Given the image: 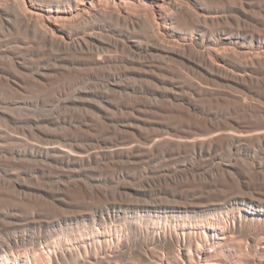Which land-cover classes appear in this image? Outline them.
<instances>
[{"label":"rangeland","instance_id":"1","mask_svg":"<svg viewBox=\"0 0 264 264\" xmlns=\"http://www.w3.org/2000/svg\"><path fill=\"white\" fill-rule=\"evenodd\" d=\"M206 3L210 4L206 0L197 3L198 7L202 6L201 10L205 13L212 10L206 6L209 5ZM132 5H129L130 12H137L141 7L136 0L132 2ZM246 9H248L247 12ZM246 9L230 10L227 12L230 15L227 24L221 20H212L213 22L209 20L206 22V28L205 23L198 24L199 22L196 21H188V24L182 22V27L179 22L169 23L167 26L160 24L157 30L160 34L163 33L161 40L164 38L165 42L169 43L168 45L167 42L162 41L167 47L165 51L147 48L148 41L143 35L145 27L133 33L127 31L126 26L121 23L100 19L98 21L100 26L97 25L96 29L100 33L98 37L102 42L101 48L104 47L100 55L106 54L105 56L111 59L101 66L84 61L74 54L62 57L57 50L38 45L29 52L15 48L7 52L0 50V69L2 68L3 76H0V131L1 133L3 131V140L0 138V250L13 246L16 254L22 255L26 247L32 246L41 249L55 247L61 250L79 247L84 253L79 260L95 261L96 264H145L151 257L156 259L157 264L159 262V264H199L203 262V253L209 251L217 252V257L223 259L222 264H264V219H252V213H250V211H257L259 207L256 205L249 207L250 205L246 206L239 201L237 205H240L241 209L237 207L234 213L223 208L224 203L231 202L237 194L246 198L256 197L257 200H260L258 198L264 200V139L260 142L246 141L247 143L218 140L215 141L216 144L208 146L210 149L206 146L202 151L200 147L197 148L190 142L189 144L181 142L180 145L176 141H171L172 143L157 141L160 135L168 136L169 132V136L206 134L210 128L211 130L218 129V126L225 128L230 122H236V126H254V128L264 125V72H262L264 68L258 65L247 70L239 69L240 61H249L257 54L261 56L264 54V39H255L253 43H248L251 39L248 38L242 45L243 48H240L241 45L236 46V52L234 48L224 50L216 42L219 35L223 36L224 27L234 28V32L245 29L243 33L247 32L248 35L251 32L257 34L260 26L259 31H264V11L250 5H246ZM254 11L256 15L253 14ZM232 12L233 14H230ZM154 15L150 10V18L158 21L159 17H156L157 14ZM250 17L253 19L251 20ZM237 22L241 23L240 28L243 30L238 29ZM189 23L192 24L189 25ZM228 23H231V28ZM209 25L212 28H209ZM122 30L128 35H134L136 39H141L142 49L128 45L123 47V44L114 45L111 42L112 38V41L126 39L127 36ZM11 36H14V40H18L26 34L18 30L12 31ZM166 37H169L168 40ZM170 42L174 46H171ZM13 43L8 45L15 47L16 43L15 45ZM0 44H6V42L3 40ZM188 44L194 47L195 51L210 47L209 50L212 51L209 58L214 64L222 65L220 70L215 67L216 70H213V67H207L197 60L195 62L186 48ZM230 45L233 44L230 43ZM6 46L2 45L4 48ZM172 48L185 49L187 56L185 54V57L183 54L181 56L179 50L172 52ZM253 49L256 50L253 51ZM114 53L120 55L118 54L117 57ZM242 53L243 57L245 55L246 57H241ZM6 54L14 58L17 55V59L19 57L24 62L25 66L20 67L19 75L13 74L14 68ZM262 57L264 59V55ZM127 65L129 67H125ZM141 67L143 70L140 69ZM181 68L184 70L181 71ZM240 72L245 73L246 77L241 78ZM179 76L185 77L183 79ZM232 76H235V80ZM13 78H19L23 86L12 82ZM181 80H183L182 83L185 81L187 84L185 82L181 84L179 82ZM255 81H258V84ZM240 88L244 90L237 92ZM211 89L212 91L215 89L217 93H213ZM241 93L245 99L241 97ZM223 97L227 99L229 97L231 101L224 100ZM235 99L240 101L239 104L243 108L240 105L237 106V100L232 105ZM224 106L230 107L226 110ZM249 110L250 114H248ZM244 111L246 114L243 113ZM231 112L233 114L235 112L234 117ZM242 115L247 116L246 120L245 116L242 118ZM230 116L235 119L233 120ZM239 117L242 119L240 120ZM207 118L212 121L207 120V122L205 120ZM259 118L263 123L257 121L255 124V120ZM202 122L204 124H201ZM222 122H226L227 125ZM213 124L218 126L215 127ZM205 127L207 129H204ZM10 137H16L17 140L16 138L12 140ZM149 138H157V140ZM12 141L18 147L12 144ZM37 141L40 144L46 141L54 142L59 146L61 144L62 147L71 145V147H78L81 144V148L87 146L88 148L85 149H94L100 153L91 160L74 165L66 163L67 161H63L60 156L55 158L44 155L32 156L27 150L30 149L31 144H38ZM145 141L152 143L144 146L142 144ZM8 142H11L13 146ZM132 142H135L134 144L138 147L133 146ZM167 142L170 145H167ZM122 143L132 145V153L131 151L123 152L124 154L103 152V148L107 150L111 145ZM95 146L102 150L100 148L96 150ZM168 146L172 148L171 151ZM161 147L164 149L161 150ZM138 152H143L144 155ZM37 157H40L39 160ZM221 202L222 205L219 204ZM208 226L215 228L211 229ZM221 232H225L227 238L219 243L218 238ZM244 233L245 236H243ZM140 247L142 250L139 249ZM172 248H174L173 251ZM141 251L145 254H141ZM151 252L156 253L153 255ZM163 252L165 255H162ZM120 254L122 259L118 258ZM109 256L113 260L110 261ZM41 261L44 264H55L56 255L43 253Z\"/></svg>","mask_w":264,"mask_h":264},{"label":"bare ground","instance_id":"2","mask_svg":"<svg viewBox=\"0 0 264 264\" xmlns=\"http://www.w3.org/2000/svg\"><path fill=\"white\" fill-rule=\"evenodd\" d=\"M140 5V9L137 11V12H130L129 10V5L133 6L132 5V2H135V0H0V41L2 42L3 40L6 42V44H2L4 45H7L6 48L2 47V45L0 44V50L2 51H8L9 49H12V48H15V49H20V50H27L28 52L34 48L35 45H38V46H42V47H48L50 49H53L54 51L57 50V52H59L58 54H60L62 57H66L67 54H74L76 56H78L79 58H82L84 59V61H90L92 62L93 64L95 65H100L101 64H104L106 62H109L111 59L104 56H101V49L103 50V48H101L102 46V42L101 40L99 39L98 35L100 33H98L99 31H97V25L98 24V21L100 19H104V20H109V21H114V22H117L118 24L121 23L123 25L126 26L127 28V31L129 32H136L138 31L139 28L142 29V27H145V32H144V38L147 39L148 43H147V48H150V49H159V50H164L167 48L166 45L163 44V40L164 38L161 40V33L160 34V31L157 30V26H160V24L162 26H167V24L169 23H181L183 22L184 24L187 22L188 24V21H196V22H199L198 24H202L201 22H203L204 26L206 25V22L209 21V20H221L226 22L225 24H227V22L229 21L230 19V15L227 13L228 11H232L236 8H240V9H243L245 10L246 9V5H250V6H256L257 8H260L261 11H264V0H206V1H209V3H206V4H209V5H206V6H209L210 9H212L211 11L209 12H204L202 11V6L201 8L198 7L197 3H201L199 2V0H147V1H143V0H136ZM137 4V3H136ZM201 5V4H200ZM130 6V7H131ZM137 7V6H136ZM139 7V6H138ZM205 7V6H204ZM130 9H133V8H130ZM138 9V8H137ZM151 10L152 13H154L156 17H159V20L157 21L156 20H153L150 18L149 16V11ZM207 9V8H206ZM214 9V10H213ZM249 9V8H248ZM246 9L245 11L247 12ZM136 10V9H135ZM252 10V9H251ZM249 10V11H251ZM255 10V9H254ZM258 10V9H257ZM244 11V12H245ZM240 13V12H239ZM250 13V12H249ZM255 13V11L253 12V14ZM230 14H233L230 13ZM251 14V13H250ZM260 14V13H259ZM236 14H234L235 16ZM256 15V14H254ZM263 15V13H262ZM242 17V16H241ZM240 17V18H241ZM244 17V16H243ZM242 17V18H243ZM248 17V15H247ZM236 18V17H235ZM249 18V17H248ZM246 18V19H248ZM251 18V17H250ZM245 19V18H244ZM253 18H251L252 20ZM257 19V18H256ZM255 19V20H256ZM242 20V19H241ZM249 20V19H248ZM262 20V19H261ZM264 20V18H263ZM212 21V22H213ZM231 21V20H230ZM237 21V20H236ZM240 21V20H239ZM105 22V21H104ZM243 22V21H242ZM245 22V21H244ZM247 22V21H246ZM251 22V21H250ZM257 22V21H256ZM262 22V21H261ZM109 23V22H108ZM238 23V24H237ZM235 23V25L237 24L238 25V29H242L240 28L241 27V23L237 22ZM255 23V22H254ZM259 23V22H258ZM263 23V22H262ZM112 24V23H111ZM110 24V25H111ZM192 23H189V25H191ZM210 24V23H209ZM213 24V23H212ZM216 24V23H214ZM213 24V25H214ZM223 23V26L225 25ZM230 24V28H231V23H228ZM247 24V23H246ZM250 24V23H249ZM253 24V23H252ZM260 24V23H259ZM107 25V24H106ZM194 25V24H193ZM196 25V23H195ZM219 25V23H218ZM217 25V26H218ZM233 25V24H232ZM236 25V26H237ZM264 25V24H263ZM100 26V25H99ZM121 26V25H120ZM185 26V25H184ZM188 26V25H186ZM185 26V27H186ZM200 26V25H199ZM207 26V25H206ZM205 26V28H206ZM216 26V25H215ZM221 26V25H220ZM236 26H233L236 28ZM248 26V25H246ZM251 26V25H250ZM102 27H104L102 25ZM182 27V25H181ZM180 27V28H181ZM190 27V26H189ZM192 27V26H191ZM196 27V26H195ZM194 27V28H195ZM202 27V26H201ZM222 27V26H221ZM113 28V27H112ZM120 28V27H119ZM122 28V27H121ZM125 28V29H126ZM159 28V27H158ZM184 28V27H183ZM193 28V27H192ZM209 28H212L210 27L209 25ZM246 28V27H245ZM249 28V26H248ZM251 28V27H250ZM258 28V27H256ZM261 28V26H260ZM260 28H258V31H257V34H254L251 32L249 35L248 33L241 31V30H238L237 32H234V28H231L229 29L228 27H224L223 28V31H222V35L223 36H220L218 37L217 39V45H221L223 47L224 50H226L225 48H234L233 50L235 51L236 49V46L238 45H241L240 48L242 47L243 48V44L248 40V38H251L250 41L248 43H253V41L255 39H258V40H262L264 39V31L261 32L259 31ZM102 29V28H101ZM140 29V30H141ZM160 29V28H159ZM163 29V28H162ZM237 29V28H236ZM255 29V28H253ZM18 30H22L26 36H22L20 39L18 40H14V36H11L12 34V31H18ZM111 30V29H110ZM144 30V29H143ZM180 30V29H179ZM247 30V28H246ZM256 30V29H255ZM263 30V29H262ZM117 31V30H116ZM123 31V30H122ZM201 31V30H200ZM248 31V30H247ZM101 32V31H100ZM111 32V31H110ZM118 32H120L118 30ZM117 32V33H118ZM124 32V31H123ZM162 32V31H161ZM177 32V31H176ZM106 33V32H105ZM115 33V32H114ZM121 33V32H120ZM125 33V32H124ZM128 33V32H127ZM141 33V32H140ZM166 33V32H165ZM175 33V32H174ZM182 33V32H181ZM184 33V32H183ZM202 33V32H201ZM123 34V33H122ZM126 34V33H125ZM168 34V32H167ZM14 35V34H13ZM104 35V33H103ZM114 35V34H113ZM142 35V34H141ZM169 35V34H168ZM173 35V34H172ZM183 35V34H182ZM189 35V34H188ZM204 35V34H203ZM259 35V36H258ZM119 36V35H118ZM126 39L124 40H111V42L118 46V45H122L123 44V47L124 45H128L130 47H135V48H138L141 46V39H136L134 35H128L126 34ZM170 36V35H169ZM194 36V35H193ZM120 37V36H119ZM179 37V36H178ZM204 37V36H203ZM208 37V36H207ZM13 38V39H12ZM17 38V37H16ZM101 38V37H100ZM167 40L169 37H166ZM192 38V37H191ZM122 39V38H121ZM145 39V41H146ZM182 39V38H181ZM213 39V38H212ZM174 40V39H173ZM176 40V39H175ZM105 41V40H103ZM107 41V40H106ZM105 41V42H106ZM179 41V40H178ZM178 41H176L178 43ZM193 41V40H192ZM204 41V40H203ZM213 41V40H212ZM0 42V43H1ZM16 43L15 47L14 46H10L8 45L9 43ZM143 42V41H142ZM165 42V40H164ZM167 42V41H166ZM165 42V43H166ZM187 42V41H186ZM194 42V41H193ZM202 42V41H201ZM240 42H243L242 44H239ZM106 43H109V42H106ZM168 43V42H167ZM172 42H170V45L171 46H174L173 44H171ZM182 43V42H181ZM195 43V42H194ZM197 43H199L197 41ZM206 43H207V40H206ZM215 43V42H214ZM233 44V45H230ZM260 43V42H259ZM185 44V43H184ZM190 44V43H189ZM186 45L185 47L187 48V50H189L190 52V55H191V58L197 61H200L202 63H204L205 65L210 66L211 68L213 67V70L215 68H220L221 66L220 65H216L214 64V62L209 58V54L211 53V51L209 49H203V50H198V51H195L193 50L194 47H191ZM192 44V43H191ZM203 44V43H202ZM201 44V45H202ZM213 44V43H212ZM145 45V43H144ZM169 45V43H168ZM197 45V44H195ZM180 46V45H178ZM193 46V44H192ZM231 46V47H229ZM257 46V44H256ZM145 47V46H143ZM184 47V48H185ZM200 47V46H199ZM203 47V46H202ZM208 47V46H207ZM206 47V48H207ZM218 47V46H217ZM221 47V48H222ZM260 47V46H259ZM258 47V48H259ZM107 48V47H106ZM119 48V47H118ZM141 48V47H140ZM176 48V47H175ZM175 48H172V52H175V51H178L181 53V56L183 54V56L185 57V49H175ZM211 48H215V47H211ZM257 48V49H258ZM263 48V47H262ZM134 49V48H133ZM142 49V48H141ZM170 49V48H169ZM195 49V48H194ZM252 49V48H251ZM117 50V49H116ZM168 50V49H167ZM196 50H197V47H196ZM228 50V49H227ZM256 49H253V51H255ZM49 51V50H48ZM135 51V50H134ZM216 51V50H215ZM250 51V50H249ZM258 51V50H257ZM35 52V51H34ZM41 52V51H40ZM100 52V53H99ZM107 52V51H106ZM109 52V51H108ZM214 52V51H213ZM236 52V51H235ZM234 52V54H235ZM241 52V51H240ZM246 50L244 51V54H245ZM248 52V51H247ZM263 52V51H262ZM13 53V52H12ZM15 53V52H14ZM56 53V52H55ZM102 53V54H103ZM110 53V52H109ZM108 53V54H109ZM152 53H156V52H153ZM162 53V52H160ZM218 53V51L216 52ZM239 53V52H238ZM256 52H254L255 54ZM264 53V52H263ZM262 53V54H263ZM119 54V53H118ZM118 54L114 53V56H117ZM128 54V53H127ZM135 54V53H134ZM141 54V52H140ZM144 54V53H143ZM150 54V53H149ZM166 54V53H165ZM185 54V55H184ZM250 54V53H249ZM248 54V55H249ZM252 54V53H251ZM261 54V53H259ZM8 55V54H6ZM26 55V54H25ZM34 55V54H33ZM111 55V54H110ZM109 55V56H110ZM120 55V54H119ZM118 55V56H119ZM124 57L125 55L122 54ZM155 55V54H154ZM162 55V54H161ZM160 55V56H161ZM218 55V54H217ZM264 55V54H263ZM262 55V56H263ZM15 56V55H14ZM17 56V55H16ZM15 56V58L12 56V55H8L7 57L9 58L13 68H14V73L13 74H18L19 71H20V67L22 66H25L20 59L18 57ZM24 56V55H23ZM56 56V55H55ZM117 56V57H118ZM122 56V58H124ZM142 56V55H141ZM152 56V55H151ZM166 56V55H164ZM168 56L170 57V55L168 54ZM187 56V55H186ZM239 56V54H238ZM261 55H256L254 58L250 59L249 61H240V66L241 70H247L248 68L250 69V67H257L258 65L260 66H263L264 68V59ZM34 57V56H33ZM36 57V56H35ZM34 57V58H35ZM41 57V55H40ZM51 57V56H50ZM111 57V56H110ZM132 57H133V54H132ZM131 57V58H132ZM189 57V55H188ZM216 57V56H215ZM221 57V56H220ZM227 57V56H226ZM243 57V53H242V56ZM246 57V55L244 56ZM243 57V58H244ZM248 57V56H247ZM253 57V56H251ZM250 57V58H251ZM5 58V57H4ZM31 58V57H29ZM28 58V59H29ZM39 58V57H38ZM43 58V57H41ZM47 58V57H46ZM73 58V57H72ZM116 58V57H115ZM128 58H130L128 56ZM130 58V59H131ZM135 58V57H133ZM155 58V57H154ZM162 58V57H161ZM175 58V57H174ZM249 58V57H248ZM63 59V58H62ZM74 59V58H73ZM76 59V57H75ZM113 59V57H112ZM118 59V58H117ZM143 59V58H142ZM146 59V58H145ZM168 59V58H167ZM170 59V58H169ZM177 59V58H176ZM190 59V57H189ZM43 60V59H42ZM57 60V59H56ZM80 60V59H79ZM162 60V59H161ZM180 60V59H179ZM184 60V59H183ZM225 60V59H224ZM1 61V60H0ZM40 61V60H39ZM51 61V60H50ZM75 61V60H74ZM135 61V60H134ZM137 61V59H136ZM167 61V60H166ZM174 61V60H173ZM176 61V60H175ZM181 61V60H180ZM185 61V60H184ZM215 61V60H214ZM227 61V59H226ZM121 62V61H120ZM142 62V61H141ZM168 62V61H167ZM196 62V61H195ZM228 62V61H227ZM2 63V62H1ZM41 63V62H40ZM81 63V62H80ZM117 63V62H116ZM135 63V62H134ZM169 63V62H168ZM180 63V62H179ZM187 63V62H186ZM226 63V62H225ZM233 63H236V62H233ZM10 64V63H9ZM56 64V63H54ZM86 64V63H85ZM111 65V63H109ZM123 64V63H122ZM126 64V63H124ZM133 64V63H132ZM182 64V62H181ZM184 64V63H183ZM68 65V64H67ZM107 65V64H106ZM135 65V64H134ZM143 65V64H142ZM173 65V64H172ZM187 65V64H186ZM185 65V66H186ZM189 65V64H188ZM187 65V66H188ZM235 65V64H234ZM27 66V64H26ZM60 66V65H59ZM105 66V65H104ZM112 66V65H111ZM152 66V65H151ZM167 66V65H166ZM178 66V65H176ZM180 66V65H179ZM183 66V65H182ZM181 66V67H182ZM228 66V65H227ZM47 67V66H46ZM96 67V66H95ZM125 67H129L128 65L125 66ZM133 67V66H132ZM165 67V66H164ZM191 67H194V66H191ZM215 67V68H214ZM5 68V67H4ZM93 68V67H91ZM145 68V67H144ZM195 68V67H194ZM203 68V67H202ZM223 68V67H222ZM235 68V67H234ZM2 69V68H1ZM1 69H0V76H2L1 74ZM101 69V68H100ZM140 69L143 70V67H141ZM155 69V68H154ZM182 69V68H181ZM180 69V70H181ZM145 70H147L145 68ZM144 70V71H145ZM184 69H182L181 71H183ZM216 70V69H215ZM220 70V69H219ZM258 70V69H256ZM8 71V70H7ZM12 71V70H11ZM149 71V69H148ZM200 72V69L198 70ZM208 71V70H207ZM224 71V70H222ZM237 71V70H236ZM4 72V71H3ZM146 72V71H145ZM179 72V71H177ZM216 72V71H215ZM219 72V71H217ZM226 72V71H225ZM233 72V71H232ZM258 72V71H257ZM264 72V71H262ZM155 73V72H154ZM183 73V72H182ZM185 73V72H184ZM187 73V72H186ZM185 73V74H186ZM222 73V72H221ZM227 73V72H226ZM230 73V72H229ZM234 73V72H233ZM239 73V72H238ZM260 73V72H259ZM258 73V74H259ZM4 74V73H3ZM23 74V72H22ZM111 74V73H109ZM188 74V73H187ZM210 74V73H209ZM219 73H217L218 75ZM248 74V73H247ZM252 74V72H251ZM249 73V75H251ZM19 75V74H18ZM181 75V74H180ZM184 75V74H183ZM204 75V73H203ZM225 75V74H224ZM233 75V74H232ZM7 76V75H6ZM21 76V75H20ZM187 76V75H186ZM202 76V75H201ZM208 76V75H207ZM214 76V75H213ZM220 76V75H219ZM239 76L241 78H244L246 77L245 73H241L239 74ZM238 76V77H239ZM248 76V75H247ZM253 76V75H251ZM3 77V76H2ZM9 77V76H7ZM6 77V78H7ZM15 77V76H14ZM112 77V76H111ZM179 77H182V76H179ZM185 77V76H184ZM184 77H182L184 79ZM189 77V76H187ZM216 77V76H215ZM222 77V75H221ZM230 77V76H228ZM233 77V76H232ZM235 77V76H234ZM233 77V78H234ZM263 77V76H262ZM5 78V77H4ZM17 78V77H15ZM13 78L12 79V82H14L16 85L18 86H23V83H20L19 82V78L18 79H15ZM176 78V77H175ZM174 78V79H175ZM180 78V79H182ZM200 78V77H199ZM225 78V77H224ZM237 78V77H236ZM257 78V77H256ZM255 78V79H256ZM264 78V77H263ZM11 79V78H10ZM9 79V80H10ZM178 79V77H177ZM179 79V80H180ZM191 79V78H190ZM188 79V81L190 80ZM202 79V78H201ZM203 79H206V78H203ZM227 79V78H226ZM246 79V78H245ZM248 79V78H247ZM260 79V78H259ZM258 79V80H259ZM233 80V79H232ZM235 80V78H234ZM173 81V80H172ZM175 81V80H174ZM183 80L179 81L182 83ZM187 81V80H186ZM192 81V80H191ZM196 81V80H195ZM203 81V80H201ZM10 82V81H9ZM24 82V81H23ZM190 82V81H189ZM198 82V81H197ZM206 82V81H205ZM235 82V81H234ZM242 82V80H241ZM256 82V81H255ZM258 82V81H257ZM256 82V83H257ZM260 82V81H259ZM11 83V82H10ZM9 83V84H10ZM27 83V82H26ZM196 83V82H195ZM194 83V84H195ZM238 83V82H237ZM244 83V81L242 82ZM14 84V85H15ZM185 84H187V82H185ZM192 84V83H190ZM193 84V85H194ZM197 84V83H196ZM201 84H205V83H201ZM232 84V83H231ZM250 84V83H249ZM258 84V83H257ZM261 84V83H259ZM264 84V83H263ZM262 84V85H263ZM192 85V86H193ZM199 85V84H198ZM206 85V84H205ZM236 85V84H235ZM234 85V86H235ZM241 85V84H240ZM25 86V85H24ZM196 86V85H195ZM193 86V87H195ZM204 86V85H203ZM211 86V85H210ZM233 86V85H231ZM183 87V86H182ZM186 87V86H185ZM202 86H200L201 88ZM209 87V86H208ZM216 87V86H215ZM214 87V88H215ZM251 87V85H250ZM19 88V87H18ZM189 88V87H188ZM191 88V87H190ZM206 88V87H205ZM211 88V87H210ZM219 87H217L218 89ZM234 88V87H233ZM249 88V87H248ZM194 89V88H193ZM198 89V88H197ZM222 89V88H221ZM231 89V88H230ZM243 89V88H242ZM264 89V88H263ZM207 90V89H206ZM215 89H213L214 91ZM220 90V89H219ZM218 90V91H219ZM241 88L236 89L237 92H240ZM244 90V89H243ZM241 90V91H243ZM96 91V90H95ZM200 91V90H199ZM199 91H196V92H199ZM204 91V90H203ZM212 91V89L210 90ZM209 91V92H210ZM212 91V92H213ZM224 91H226L224 89ZM233 91V90H232ZM246 91V90H245ZM250 91V89H249ZM94 92V91H93ZM201 92V91H200ZM228 92V90H227ZM234 92V91H233ZM247 92V91H246ZM99 93V92H98ZM202 93V92H201ZM204 93V92H203ZM208 92H206L207 94ZM213 93H217L216 91H214ZM220 93L222 94V92L220 91ZM219 93V94H220ZM224 93V92H223ZM230 93V92H228ZM244 93V92H243ZM105 94V93H104ZM193 94V93H192ZM239 94V93H238ZM237 94V95H238ZM211 95V93H210ZM224 95H226L224 93ZM219 96V95H218ZM229 96V94L227 95ZM225 96V97H227ZM233 96V95H232ZM240 96V94H239ZM242 93H241V97H242ZM237 97V96H236ZM247 98V96H245ZM96 98V97H95ZM217 98V97H215ZM224 98V97H223ZM244 98V96H243ZM26 99V98H25ZM97 99V98H96ZM99 99V98H98ZM221 99H222V96H221ZM227 98H224V100H226ZM231 98L228 97L227 100H230ZM234 99V98H232ZM245 99V98H244ZM29 100V99H28ZM217 100V99H216ZM236 100L238 102V99H235L232 103V105H234V103H236ZM248 100V98H247ZM246 100V101H247ZM108 101V100H107ZM231 101V100H230ZM249 101V100H248ZM240 102V101H239ZM238 104L237 106H239L240 104ZM242 102V101H241ZM262 102V100H261ZM247 103V102H246ZM245 103V104H246ZM260 103V102H259ZM177 104V103H176ZM175 104V105H176ZM184 104V103H183ZM188 104V103H187ZM186 104V105H187ZM223 104V103H222ZM227 104V103H225ZM223 104V105H225ZM235 104V105H236ZM244 104V102H243ZM242 104V105H243ZM252 104V103H251ZM257 104V103H255ZM262 104V103H261ZM261 104H260V107H261ZM200 105V103L198 104V106ZM230 105V104H229ZM231 105V106H232ZM264 105V104H263ZM182 107V105H180ZM249 106V105H248ZM257 106V105H256ZM195 107V106H194ZM226 107V106H224ZM227 107H230V106H227ZM226 107V110H228ZM233 107V106H232ZM241 108H243L241 105H240ZM239 107V108H240ZM246 107V106H245ZM250 107V106H249ZM259 107V106H258ZM190 108V107H189ZM187 108V109H189ZM252 108V107H251ZM255 108V107H254ZM252 108V109H254ZM176 109H178L176 107ZM234 109V108H233ZM232 109V110H233ZM238 109V108H237ZM248 109V107H247ZM246 109V110H247ZM263 109V108H261ZM191 110V109H190ZM244 110V109H243ZM242 110V111H243ZM258 109H256L257 111ZM180 111V110H179ZM182 111V110H181ZM204 111V109H203ZM254 111V110H253ZM157 112V111H156ZM155 112V113H156ZM191 112V111H190ZM189 112V113H190ZM196 112V111H195ZM255 112V111H254ZM260 112V111H259ZM188 113V112H187ZM232 113V112H231ZM237 113V112H236ZM240 113V112H239ZM245 113V111L243 112ZM241 113V114H243ZM257 113V112H256ZM191 114V113H190ZM193 114V113H192ZM201 114V112L199 113ZM225 114L226 111H225ZM233 114V113H232ZM238 114V113H237ZM246 114V113H245ZM250 114V110H249V113ZM253 114V113H251ZM263 114V113H261ZM180 115V114H179ZM186 115V113H185ZM196 115V114H195ZM235 115V112L233 114V117ZM258 115V114H256ZM181 116V115H180ZM194 116V115H193ZM243 116L245 115H242V118ZM259 116V115H258ZM262 116V115H261ZM182 117V116H181ZM185 117V116H184ZM205 117V115H204ZM231 117V116H230ZM231 117L233 120L235 118ZM237 117V116H235ZM264 117V116H263ZM148 118V117H147ZM178 118V117H177ZM197 118V117H196ZM200 118V117H198ZM206 118V117H205ZM225 118V117H224ZM240 118V117H239ZM240 118V120L242 119ZM247 116H245V120H246ZM150 119V118H149ZM182 119V118H181ZM201 119V118H200ZM199 119V120H200ZM231 119V120H232ZM237 119V118H236ZM249 117H248V121H249ZM253 119V117H252ZM257 119V118H256ZM206 121L207 120H210L212 121V119H205ZM260 118L258 120H255V124L257 123V121H259L258 123H263V122H260ZM264 120V119H263ZM203 121V120H201ZM222 121V120H221ZM220 121V122H221ZM247 121V122H248ZM253 121V120H251ZM208 122V121H207ZM218 122V121H217ZM250 122V121H249ZM222 123H225L227 125L226 122H222ZM236 122H230L229 123V126L227 125V127L225 128H222L220 126H218L216 124V126H218V129L216 130H211L210 128V131L208 133H203V134H200L199 135H187L186 136H183L181 134H176L173 135L174 136H169L170 135V132H169V135L167 136H164L161 137V135L159 136L158 140L157 138H152V139H156L157 141H161L163 140L164 141H169L170 143H172L173 141H176L178 142V144L181 145V142H190L192 143L195 147H200L201 151L202 149L207 146V148H209L210 146H212L215 141L217 142L218 140L220 141H232V142H235V143H245L246 141H262L264 139V125L262 124V126L260 128H254V126H250V127H243L242 125H238L236 126L235 125ZM239 123V122H238ZM242 123V122H241ZM239 123V124H241ZM251 123V122H250ZM253 123V124H254ZM201 124H204L203 122ZM200 124V125H201ZM206 124V123H205ZM212 124V123H211ZM218 124H220L218 122ZM224 124V125H225ZM246 124V123H245ZM222 125V124H221ZM252 125V124H251ZM202 126V125H201ZM201 126H199L201 128ZM208 126V124H207ZM206 126V127H207ZM211 126V125H210ZM213 126H215L213 124ZM215 126V127H216ZM223 126V125H222ZM247 126V124L245 125ZM204 128V129H207V128ZM220 127V128H219ZM199 131V130H198ZM206 131V130H205ZM165 132V131H164ZM187 132V131H186ZM185 132V133H186ZM201 132H203L201 130ZM3 133V131H2ZM1 131H0V138L3 140V135H2ZM168 133V132H167ZM176 133V132H175ZM184 133V132H183ZM190 133V131L188 132ZM192 133V131H191ZM12 134V133H11ZM163 134V133H161ZM156 136V137H158ZM13 139H15L16 137H10ZM9 138V139H10ZM19 138V136H18ZM21 138V137H20ZM151 138V137H150ZM149 138V139H150ZM5 139V138H4ZM24 139V137H23ZM150 139V140H152ZM1 140V141H2ZM17 140V138H16ZM15 140V141H16ZM19 140V139H18ZM25 140V139H24ZM29 140V139H28ZM20 141V140H19ZM23 141V140H22ZM138 141V140H137ZM154 141V140H153ZM155 141V142H157ZM172 141V142H171ZM14 145L17 146L16 143H14V141H12ZM18 142V141H17ZM24 142V141H23ZM21 142V143H23ZM28 142V141H27ZM31 142V141H30ZM35 142V141H34ZM33 142V143H34ZM221 142V143H222ZM9 144H11V142H8ZM20 143V144H21ZM25 143V142H24ZM36 143V142H35ZM31 144L29 146V150H27L25 148V146L22 144V146H24V148L30 153L33 155H44V156H49V157H62V160H66L67 162L66 163H73L75 165V163H83L85 161H88V160H91L92 158L96 157L100 151H95L94 149L93 150H90V149H85L86 147L84 148H81V144L80 146L78 147H71V146H64L62 147L61 144L60 146L58 144H55L54 142H45L44 144H40V142L37 141L38 144ZM57 143V142H56ZM77 143V142H76ZM129 144V142H127ZM131 143V142H130ZM133 143V142H132ZM135 143V142H134ZM133 143V146L135 145L136 147H138V145L134 144ZM148 141L142 145L146 146L145 144H147ZM149 143H152V142H149ZM148 143V144H149ZM166 143V142H164ZM220 143V144H221ZM226 143V142H225ZM247 143V142H246ZM256 143V142H255ZM11 144V145H12ZM19 144V142H18ZM73 144V143H72ZM123 144V143H122ZM120 145V144H115V145H111L107 148V150H105V148H103V152L106 151V152H109V153H116V152H130L132 149H133V146L132 145H127V144H123V145ZM139 144V142H138ZM155 143H153L154 145ZM174 144V143H173ZM172 144V145H173ZM185 144V143H184ZM189 144V143H188ZM191 144V145H192ZM216 144V143H215ZM219 144V142H218ZM249 144V143H248ZM257 144V143H256ZM68 145V144H67ZM70 145V144H69ZM78 145V143H77ZM159 145V144H158ZM157 145V146H158ZM167 145H170L168 144L167 142ZM187 145V144H186ZM250 145V144H249ZM6 146V145H5ZM13 146V145H12ZM108 146V145H107ZM105 146V147H107ZM140 146V145H139ZM148 146V145H147ZM150 146V145H149ZM178 146V145H177ZM184 145H182L183 147ZM209 146V147H208ZM227 146V145H225ZM235 146V145H234ZM245 146V145H244ZM253 146V145H252ZM15 147V146H14ZM18 147V146H17ZM103 147V146H102ZM135 147V148H136ZM156 147V146H155ZM159 147V146H158ZM164 147V146H163ZM161 147L160 149L163 150L164 148L166 147ZM173 147V146H172ZM176 147V146H175ZM179 147V146H178ZM188 147V146H186ZM190 147V146H189ZM223 148V146H221ZM13 148V147H12ZM88 148V147H87ZM95 148H97L95 146ZM100 148V147H99ZM99 148H97L96 150H99ZM147 148V147H146ZM151 148V147H150ZM163 148V149H162ZM169 148V146H168ZM177 148V147H176ZM174 148V149H176ZM192 148V147H190ZM215 148V147H214ZM217 148V147H216ZM11 149V148H10ZM21 149V148H20ZM24 149V150H25ZM101 149V148H100ZM142 149V148H141ZM157 149V148H156ZM159 149V150H160ZM170 151L172 148H169ZM173 149V151H174ZM179 149V148H178ZM185 150H187L186 148H184ZM184 149H181V150H184ZM189 149V148H188ZM210 149V148H209ZM102 150V149H101ZM136 150V149H135ZM138 150V149H137ZM153 150V149H152ZM158 150V149H157ZM160 150V151H161ZM167 150V149H166ZM26 151V152H27ZM139 151H141L139 149ZM146 151V149H145ZM149 152V150H147ZM155 151V150H154ZM153 151V152H154ZM159 151V152H160ZM169 151V150H168ZM213 151V150H212ZM10 152V150H9ZM13 152V151H11ZM102 152V151H101ZM102 152V153H103ZM105 152V153H106ZM144 152V151H143ZM142 152V153H143ZM152 152V151H150ZM157 152V151H155ZM215 152V151H214ZM258 152V151H257ZM21 153V151H20ZM101 153V154H102ZM132 153V151H131ZM139 153V152H138ZM137 153V154H138ZM141 153V152H140ZM139 153V154H140ZM141 153V154H142ZM147 153V152H146ZM117 154V153H116ZM124 154V153H123ZM149 154V153H148ZM147 154V155H148ZM153 154V153H152ZM190 154V153H189ZM107 155V154H106ZM109 155V154H108ZM135 155V154H134ZM144 155V154H142ZM141 155V156H142ZM178 155V154H177ZM16 156V155H15ZM28 156V155H27ZM26 156V157H27ZM105 156V154L103 155ZM118 156V155H117ZM129 156V155H128ZM136 156V155H135ZM139 156V155H138ZM206 156V155H205ZM20 157H21V154H20ZM19 157V158H20ZM25 157V155L23 156ZM48 157V159H49ZM111 157V155H110ZM114 157V156H112ZM29 158V157H28ZM38 158V157H37ZM40 158V157H39ZM38 158V160H39ZM46 158V157H45ZM100 158V156H99ZM123 158V157H122ZM121 158V159H122ZM135 158V157H134ZM47 159V158H46ZM57 159V158H56ZM125 159V158H124ZM150 159V158H149ZM60 160V159H59ZM130 160V159H129ZM98 161V160H97ZM240 162V161H239ZM65 163V162H63ZM88 163V162H87ZM57 164V163H56ZM62 164V163H61ZM91 164V163H90ZM239 164V163H238ZM65 165V164H64ZM71 165V164H70ZM86 165V164H85ZM63 166V165H62ZM67 166V165H66ZM65 166V167H66ZM81 166V165H80ZM75 167V166H74ZM69 168V167H68ZM246 169V168H245ZM213 172V171H212ZM257 174V173H256ZM261 174V173H260ZM248 176V175H246ZM262 176V175H261ZM264 176V175H263ZM252 177V176H251ZM214 180V179H213ZM239 180V179H238ZM227 181V180H226ZM252 181V180H251ZM214 182V181H213ZM234 182V181H233ZM249 182V181H248ZM235 183V182H234ZM240 183V182H239ZM244 184V182H243ZM239 185V184H238ZM248 185V184H247ZM237 186V185H236ZM239 190V189H238ZM241 190V189H240ZM226 191V190H225ZM210 192V191H209ZM230 192V191H229ZM226 193H228L226 191ZM229 194V193H228ZM222 195V194H221ZM250 196V195H249ZM221 198V196H220ZM7 199V198H6ZM13 199V198H12ZM260 200H257V198L255 197H248L246 198V196L244 197L243 195H239L237 194L236 196H234L231 200V202H223L224 203V209H228L227 211H233V213L235 212V210L237 209H241V206L240 205H237L239 201L243 202L246 206H249V207H252L253 205H256L258 206V210L257 211H250V213H252V219H257V220H262L264 219V200L262 198H258ZM230 203V205L228 204ZM220 205H222V202L219 203ZM192 206V205H191ZM184 207V206H183ZM206 208V207H205ZM231 209V210H230ZM104 212V211H103ZM121 213V212H120ZM124 214V213H123ZM171 214V213H170ZM109 215V214H108ZM92 216V215H91ZM178 216V215H177ZM176 216V217H177ZM214 216V215H213ZM241 216V215H239ZM251 219V218H250ZM181 220V219H180ZM253 223V222H252ZM209 228H215L213 226H208ZM208 231V230H207ZM239 231V230H238ZM171 233V232H170ZM219 243L221 242H224L227 238V235L225 232H221L219 234ZM243 236H245V233L243 234ZM18 238V237H17ZM244 238V237H242ZM15 239V238H14ZM232 239V238H231ZM245 239V238H244ZM15 241V240H14ZM24 242V241H23ZM172 242V241H171ZM174 242V241H173ZM239 242V241H238ZM247 242V241H246ZM136 243V242H135ZM19 244V243H18ZM218 244V243H217ZM16 245V244H15ZM20 245V244H19ZM170 245V244H169ZM174 245V243H173ZM18 247V245H16ZM58 247V246H57ZM144 247V246H143ZM169 247V246H168ZM171 247V246H170ZM43 248V247H42ZM131 248V247H130ZM157 248V247H155ZM154 248V249H155ZM262 248V247H261ZM140 250L141 247L139 248ZM159 251L161 249H159V247L157 248ZM156 249V250H157ZM172 251L174 250V248L171 249ZM138 251V250H137ZM147 251V250H146ZM140 252V251H139ZM143 251H141V254ZM168 252V251H167ZM45 254V253H53L56 255V263L55 264H96L95 261H88V262H85V261H80L79 260V257L83 256V251L78 247V248H74V247H71V248H67V249H58V248H53L51 249L50 247L48 248H39L37 246H32V247H26L24 252L22 253V255L20 254H16V251H14L13 249V246L12 247H9V248H4V249H1L0 250V264H44L42 263L41 261V256L42 254ZM87 253V252H86ZM152 253V252H151ZM153 253H156V252H153ZM152 253V254H153ZM172 253V252H171ZM174 253V252H173ZM110 254V253H109ZM123 254V253H121ZM121 254L120 256L118 257L119 259L121 258ZM124 254H126L124 252ZM123 254V255H124ZM145 254V253H144ZM143 254V255H144ZM149 254V253H148ZM129 255V254H128ZM140 255V254H139ZM155 255V254H153ZM158 255V254H156ZM162 255H165L164 252ZM218 253L215 252V253H210L209 251H205L202 255V261L203 262H200L199 264H222V260L220 258L217 257ZM112 256V255H111ZM109 256V258L111 257ZM147 256V255H145ZM262 256V255H261ZM126 257V255H125ZM140 257V256H139ZM148 257V256H147ZM146 257V258H147ZM159 257V256H158ZM221 257V256H220ZM226 257V256H225ZM108 258V259H109ZM112 258V257H111ZM109 259L110 261L113 260V259ZM115 258V257H114ZM117 258V256H116ZM117 258V259H118ZM123 258V257H122ZM121 258V259H122ZM138 258V257H137ZM252 258V257H251ZM262 258V257H261ZM118 259V260H119ZM126 259V258H125ZM98 260V259H97ZM115 260V259H114ZM127 260V259H126ZM259 260V259H258ZM117 261V260H116ZM115 261V262H116ZM122 261V260H121ZM120 261V262H121ZM199 261V260H198ZM123 262V261H122ZM136 262V261H135ZM141 262V261H140ZM144 262V261H143ZM148 264L150 263H156V259L154 258H148L147 261H146ZM145 262V264H147ZM258 262V261H257ZM260 262V261H259ZM47 263V262H46ZM138 263V262H137ZM142 263V262H141ZM160 263V262H159ZM158 263V264H159ZM179 263V262H178ZM181 263V262H180ZM157 264V263H156ZM196 264V263H195Z\"/></svg>","mask_w":264,"mask_h":264}]
</instances>
